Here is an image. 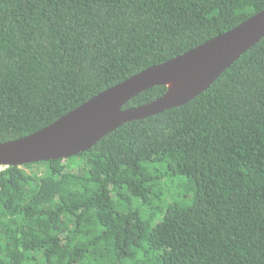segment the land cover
Here are the masks:
<instances>
[{
    "label": "trees",
    "instance_id": "1",
    "mask_svg": "<svg viewBox=\"0 0 264 264\" xmlns=\"http://www.w3.org/2000/svg\"><path fill=\"white\" fill-rule=\"evenodd\" d=\"M263 9L0 0V142ZM0 264H264V37L191 101L125 122L77 155L4 167Z\"/></svg>",
    "mask_w": 264,
    "mask_h": 264
},
{
    "label": "water",
    "instance_id": "2",
    "mask_svg": "<svg viewBox=\"0 0 264 264\" xmlns=\"http://www.w3.org/2000/svg\"><path fill=\"white\" fill-rule=\"evenodd\" d=\"M263 37L264 9L202 44L99 92L49 125L0 142V166H22L77 155L125 122L185 104L211 86ZM156 85L167 86L161 97L124 107L133 97Z\"/></svg>",
    "mask_w": 264,
    "mask_h": 264
},
{
    "label": "rangeland",
    "instance_id": "3",
    "mask_svg": "<svg viewBox=\"0 0 264 264\" xmlns=\"http://www.w3.org/2000/svg\"><path fill=\"white\" fill-rule=\"evenodd\" d=\"M4 167H2V166H0V171L3 169ZM36 169V168H35ZM27 170H29V169H27Z\"/></svg>",
    "mask_w": 264,
    "mask_h": 264
}]
</instances>
